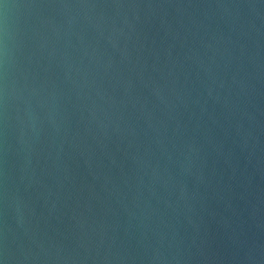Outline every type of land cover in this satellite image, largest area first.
Instances as JSON below:
<instances>
[{"label": "water", "instance_id": "water-1", "mask_svg": "<svg viewBox=\"0 0 264 264\" xmlns=\"http://www.w3.org/2000/svg\"><path fill=\"white\" fill-rule=\"evenodd\" d=\"M0 264H264V0H0Z\"/></svg>", "mask_w": 264, "mask_h": 264}]
</instances>
